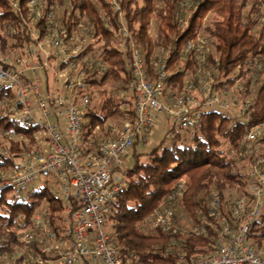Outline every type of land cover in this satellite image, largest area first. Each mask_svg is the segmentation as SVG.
Instances as JSON below:
<instances>
[{"label":"built area","instance_id":"built-area-1","mask_svg":"<svg viewBox=\"0 0 264 264\" xmlns=\"http://www.w3.org/2000/svg\"><path fill=\"white\" fill-rule=\"evenodd\" d=\"M8 2L19 11L18 0ZM108 3L120 19L113 44L118 50L128 52V79L120 95L124 100L119 106L120 115L116 117L121 120L110 122L107 134L95 144L87 142L84 147L82 138L83 115L90 105L88 80L94 67L103 72L107 66L99 59L102 39L94 44L93 30L88 23L80 21L75 31L68 32L65 24L53 22L50 7L43 8L41 0H27V24L33 41L22 46L20 55L12 61L0 58V84L15 85L10 101L11 117L38 124L47 139L46 147L35 143L13 163L8 174L0 172V185H10L15 196L24 198L29 186L40 176L52 175L64 181L61 198L65 201V210H70V198L77 202L68 223L60 229H53L43 214H34L20 240L29 245L39 237L40 241L50 240L49 245L41 243L38 249L29 248L26 254L14 248L2 250L0 264H15L17 260L20 264H128L122 261L105 227L115 195L126 181L128 151L135 143L145 146L150 142L159 113H167L177 128L187 129L199 122L204 111H228L241 99L234 94L242 88L239 81L231 86L215 87L211 72L200 69L198 76L187 81L182 89L170 92L166 68L170 51L160 47L147 62L123 23L119 0H108ZM41 19L44 20L42 37L36 27ZM100 20L106 23L103 14ZM207 45V38L196 34L186 40L183 48L203 60ZM41 69H49L57 81L61 80L60 89L41 90L38 77ZM27 71L32 73L33 80L24 83L21 77ZM33 102L44 118L53 107L56 115L64 119V131L56 122L36 118L31 111ZM239 115L248 119L245 104L240 107ZM263 138L264 121L251 125L242 138L245 148L242 156L250 165L243 193L231 199L226 207L220 194L212 193L206 204L207 215L199 216L184 233L206 236L213 228L216 240L212 249L187 256L181 247L183 242L172 238L160 254L174 257V264H264V246L256 249L248 242L251 224L264 211ZM184 189L185 180L181 179L165 203L153 211L151 228L177 232L173 206ZM15 223L22 224L21 218Z\"/></svg>","mask_w":264,"mask_h":264},{"label":"trees","instance_id":"trees-1","mask_svg":"<svg viewBox=\"0 0 264 264\" xmlns=\"http://www.w3.org/2000/svg\"><path fill=\"white\" fill-rule=\"evenodd\" d=\"M18 1L19 11L13 9L8 0H0V28L9 33L14 41L12 46L17 49L33 41L27 24V0ZM163 1L165 9L157 17V30L162 38L159 46L170 51L166 65L170 92L182 89L187 81L197 77L198 69L211 72L215 87L231 86L239 81L248 119L232 115L227 110L210 109L202 113L196 125L187 129H179L171 123L164 137L146 153V161H141V154L136 152L139 144L133 145V163L126 167L125 184L115 195L105 226L112 242L118 247L122 261L128 264H174V257L160 254L172 238L183 242L181 247L187 256L212 249L216 240L215 230L210 228L206 236H186L184 233L189 229L182 230L175 223L177 211L181 206L194 225L199 216L207 215L206 204L212 193L218 192L226 207L231 200L225 194L228 189L234 188L239 193L244 191L250 165L248 159L242 156L245 149L242 138L251 125L264 121V24L257 33L253 32L257 20L252 16L264 11V0ZM47 2L45 8L53 4V0ZM68 3L69 10L62 22L67 31H75L77 23L83 21L91 26L96 41L102 39L99 59L107 68L98 72L94 67L89 83L127 81L128 52L118 50L113 44L114 34L120 25L118 12L108 0H68ZM119 4L130 38L149 62L157 49L149 34L156 0H119ZM101 14L106 23L100 20ZM209 14L214 19L210 26H205L204 20ZM43 21L41 19L36 23L40 37L44 32ZM196 34L208 40L203 60L196 59L183 48L186 40ZM211 43L214 54L208 49ZM98 73L100 77L97 80ZM188 75L190 78L186 80ZM13 96L11 84H0V104ZM121 102L117 97L110 96L97 110L94 105L88 106L82 125L84 147H87L86 141L93 144L89 139L97 126H103L109 117L120 115ZM0 129L17 137L15 140L8 139L9 153L17 155L35 143L34 134L39 126L34 122L0 115ZM221 139L228 142L232 158L222 153ZM239 162L244 163L242 167ZM13 163L12 157L2 152L0 144V169ZM181 179L185 180V189L173 206L177 232L151 228L153 211L165 203L167 195ZM42 200L47 202L45 218L53 229H60L65 204L45 184L33 188L24 198L15 196L10 185H0V233L12 227L17 218H21L22 225L27 226ZM76 208L77 202L70 198V210L66 212L68 218ZM146 217L150 219L145 221ZM140 223H145V230ZM249 238L253 239L254 242L249 244L254 248L264 246V211L251 224ZM13 243L15 239L0 246V251L11 250ZM15 264H20V260Z\"/></svg>","mask_w":264,"mask_h":264},{"label":"rangeland","instance_id":"rangeland-1","mask_svg":"<svg viewBox=\"0 0 264 264\" xmlns=\"http://www.w3.org/2000/svg\"><path fill=\"white\" fill-rule=\"evenodd\" d=\"M41 1L43 2V5H42L43 8H44V6H47V4H48L47 1L48 0H41ZM50 7H51L52 13H53V16H52L53 22L56 23V24H62L63 17L66 16V14H67V12L69 10L68 0H53V4H51ZM43 8H42V10H43ZM164 9H165L164 1L163 0H156V9H155L151 24L149 26V34H150L151 38L153 39L154 43L156 44V48H157V49L154 50L153 54H157L158 50H160V47H161V46H159V43L161 42L162 38H161V35L159 34V32L157 30V23H158L157 17L164 13ZM252 16L257 20V24H256V26L253 29V32L257 33V31L259 30L261 25L264 24V11L261 10V13L254 14ZM213 19H214L213 15L209 14L204 20V25L205 26H210V24L213 21ZM13 42L14 41L10 37L9 33L5 29L0 28V58H2V59L5 58V59H7V61L8 60L12 61L16 56L20 55L19 54L20 48L17 49L15 47H13L12 46ZM96 43H97V41L95 40L94 44H96ZM209 43H210V38H209ZM208 49H209L210 53H213V54L215 53L214 52V46H213L212 43L209 44ZM43 71L47 72L48 75L52 74L49 69H41V70H39V75ZM27 72H29V71H27ZM99 74L100 73H98L97 76H96L97 80L100 77ZM52 76L53 75H51L50 77H52ZM21 78L23 79L24 76L21 77ZM189 78L190 77L188 75L186 80H188ZM22 79H21V81H22ZM42 80H43V78H42ZM126 82H127L126 80L125 81L119 80V81H109V82H107L105 84H99L98 81H95L92 84L90 83L91 85H90V88H89V91H90V105L89 106H93L94 105V106H96L95 108L97 110L102 105L103 101L107 97H110V96L117 97L118 100L124 101V100H122L120 98V95L122 94L123 90H125V83ZM39 83L41 85V83H42L41 80L39 81ZM56 86H57V88L61 86V80L56 82ZM40 88H41L42 91H44L43 90L44 88H42V85L40 86ZM57 88H53V89L56 90ZM12 89L13 90L15 89V85L14 84L12 85ZM251 91H252V89H250V92ZM240 92H241V90L234 91V94L237 93L238 96L241 99H239V101L234 103L232 105V108L228 110V112L230 114H232V115L233 114H238L239 115V113H240V107L242 106L243 100H244L242 98V94ZM10 101H11V99L10 100H5V101H3L0 104V115H9V116H11L10 114L12 112L11 113L9 112V111H11L10 110V108H11V105H10L11 102ZM31 111L34 112L36 116L42 118L40 116L41 113L38 111V109L36 108L35 104L32 105ZM3 112H4V114H3ZM118 119L121 120V118L109 117L107 119L106 123L103 126H97L95 128V130L93 131V133L90 136L89 140H91L93 142V144H95L100 138L104 137L107 134L109 123L110 122L111 123H119ZM19 120L20 121H27V120H22V119H19ZM83 120H86V118L83 117ZM170 125H171V120H170L169 115L167 113H165V112L159 113L157 118H156V120H155V126H154V128L152 130V133H151V136H150V142L147 145H145V146H141V145H137L136 146V152L141 154V157H140L141 161H146L147 160V154L146 153L164 137V135H165V133L168 130ZM9 138H12L13 140H15L17 137L16 136H12V134L9 135L8 133H6V132H4V131H2L0 129L1 150H2V152L4 154H7V155L11 156L12 159L15 160V161L20 160V158L23 157L25 152H27L34 145H36L35 143L32 144V145H29L28 148H26L23 152H21V153H19L17 155L16 154H10L9 151H8V148H9L8 139ZM85 143H87V141ZM220 149H221L222 153L224 155H226L228 158H232L233 157V156H231L229 145H228V142L226 140H223V139L220 140ZM133 151H134L133 148H131L128 151L127 155H126V158H125V160H126L125 166L126 167H129L133 163V160H134V156H133L134 152ZM263 151H264V149H263ZM17 156L19 157L18 159H17ZM238 164L240 165V167H242V164H244V163L243 162H239ZM10 168H11V166L8 167V168H5V169H0V172L8 174L9 171H10ZM45 181H46L47 188L49 190H52L55 195H57L59 197H62L61 188L59 189V186L56 184L54 176H52V175H47V176L42 175L37 180V182H39V184H44ZM35 185H34V187L30 185L29 188H28V192L30 190H32L33 188L37 187V184H35ZM211 189L213 190L214 188L212 187ZM209 193H210V191H208L207 194L209 195ZM225 194H226L227 198L233 199L234 197H236L238 194H241V193H239V191L234 190V188H231V189H228ZM63 202H65V201H63ZM180 207H179V209L177 211L175 223L180 229H182V230L186 229L187 230L190 227H192L193 223L188 218L187 214L182 209V207H181V209H180ZM47 211H48L47 202L45 200H42L40 205H39V207H38V211H36L34 214L41 213L45 217V213ZM66 212L67 211L65 210V214L63 215L64 216V218H63L64 220L61 219V223H60L61 227L65 226L68 223V217L66 215L67 214ZM148 219H150V217H146L144 220L146 221ZM108 226H109V224H108ZM25 227L26 226H24L22 224H16L15 223L12 227L6 228L4 230V232L0 233V236H1V241H0L1 244L0 245H4V244H6V241H8V242L10 241L11 242L13 239H15V243H13V245L11 244L12 245L11 247L16 249L17 251L24 252V254L29 252L28 251L29 248L38 249L39 248L38 246L41 243H43L45 245H49V241L50 240L40 241L39 237H37V239L34 240V242L30 243L29 245L26 244V243L21 242L20 238L26 232V229H27ZM140 227H142L145 230L146 229L145 223H140Z\"/></svg>","mask_w":264,"mask_h":264},{"label":"crops","instance_id":"crops-1","mask_svg":"<svg viewBox=\"0 0 264 264\" xmlns=\"http://www.w3.org/2000/svg\"><path fill=\"white\" fill-rule=\"evenodd\" d=\"M41 74H42V75H41ZM41 74L38 75V77H39V81L41 80V82H42L41 85H42V88H44V89H43L44 91L47 90V89H49V90H54L53 88H57V86H56V82H58V81H57L53 76L50 77L52 74H51V75H48L47 72H44V71H43ZM42 76H43V77H42ZM42 78H43V80H42ZM32 80H33V75H32L31 72H26V73H25V77L22 79V81H23L24 83L29 82V81H32ZM55 80H56V81H55ZM41 85H40V86H41ZM60 87H61V86H60ZM60 87H58L56 90L60 89ZM34 104H35V102H33L32 105H34ZM35 105H36V104H35ZM36 108H37L38 111L41 113V111L39 110V108L37 107V105H36ZM48 111H49V114H48V116H47L46 118L43 117L42 113L40 114V116H41L42 118L36 116L34 112H33V115H34L36 118L42 119V121H46V122H56V123L58 124L60 130H62V132H63L64 129H65V122H64V119L56 115L55 111L53 110V107L49 108ZM34 136H35V143L41 144L43 147H46V145H47V139L45 138V135L42 133V131H41L40 129H38V130L35 132ZM18 158H19V157L17 156V159H18ZM13 161L15 162V160H13ZM46 176H47V175H46ZM45 178H46V177H45ZM54 178H55L56 184L59 186V189L61 188V191H62V186H63V184H64V181L59 180V179H58L57 177H55V176H54ZM46 179H47V178H46ZM35 182H36V183H35ZM35 182H34L33 184H31V186L34 187V185L37 184V187H38L39 185H41V184H39V182H37V180H36ZM44 184L46 185V181H45ZM35 186H36V185H35ZM46 186H47V185H46ZM51 191H52V190H51ZM52 192H53V191H52ZM64 214H65V213H63L62 216H63ZM66 215H67V214H66ZM63 218H64V216H63ZM248 242H249V243H252V242H254V241H253L252 238H249V239H248Z\"/></svg>","mask_w":264,"mask_h":264}]
</instances>
